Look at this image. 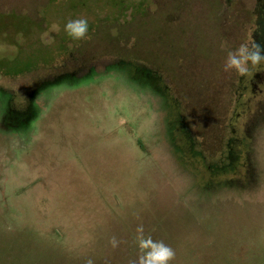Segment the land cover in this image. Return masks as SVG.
Returning a JSON list of instances; mask_svg holds the SVG:
<instances>
[{
  "label": "rangeland",
  "instance_id": "374dc122",
  "mask_svg": "<svg viewBox=\"0 0 264 264\" xmlns=\"http://www.w3.org/2000/svg\"><path fill=\"white\" fill-rule=\"evenodd\" d=\"M252 42L264 0H0V264H132L140 224L264 264V64L222 70Z\"/></svg>",
  "mask_w": 264,
  "mask_h": 264
},
{
  "label": "clouds",
  "instance_id": "9594fccd",
  "mask_svg": "<svg viewBox=\"0 0 264 264\" xmlns=\"http://www.w3.org/2000/svg\"><path fill=\"white\" fill-rule=\"evenodd\" d=\"M60 30L59 25H52L51 31ZM63 31L73 42L89 39V22L87 18L70 19L63 25ZM49 35L48 33L45 34ZM51 40H45L50 43ZM11 51L15 52L13 47ZM264 64V44L252 42L241 43L234 50L229 51L225 58L222 70L224 72H235L237 76H248L252 69ZM109 243L116 248L120 241L111 237ZM134 243L137 249V257L132 264H170L175 258V250L161 240H154L151 235H145L144 226L138 225ZM86 264H95L89 258Z\"/></svg>",
  "mask_w": 264,
  "mask_h": 264
},
{
  "label": "trees",
  "instance_id": "16d2710c",
  "mask_svg": "<svg viewBox=\"0 0 264 264\" xmlns=\"http://www.w3.org/2000/svg\"><path fill=\"white\" fill-rule=\"evenodd\" d=\"M176 128L179 129V135H180L179 138L181 140L180 143H183L184 145H186L187 150L191 154L194 153L192 150L193 143H192L190 133L188 131H186V129L183 126H176ZM229 157H231V155Z\"/></svg>",
  "mask_w": 264,
  "mask_h": 264
}]
</instances>
